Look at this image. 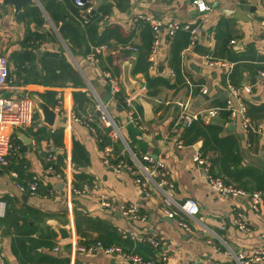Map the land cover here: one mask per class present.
Here are the masks:
<instances>
[{
    "label": "crops",
    "instance_id": "1",
    "mask_svg": "<svg viewBox=\"0 0 264 264\" xmlns=\"http://www.w3.org/2000/svg\"><path fill=\"white\" fill-rule=\"evenodd\" d=\"M206 1L213 9L201 13L192 0H90V12L77 8L74 0H34L16 13L14 6L4 5L2 0L0 55L7 57L10 67V82L4 94L38 98L57 113L54 125L50 126L36 106L32 125L1 128V135L11 137L20 149L18 156L8 157L7 165L0 164V202L4 203L3 214H0V249L5 264H129L122 257L106 255L102 250L92 253L74 250V243L90 246L96 242L120 245L146 259L156 258L158 250L150 243L124 238L121 231L159 238L170 264L199 261L238 264L235 253L264 248V192L257 189L253 183L256 179L251 175L237 181L238 170L233 163L239 156V170L264 171V134L243 130L240 119L231 121L227 113L208 123L198 120L206 125L221 126L220 137L238 138L240 151L234 150L229 160L223 162L224 156L219 150L205 147L206 137L198 126L178 125L177 131H173L180 112L222 106L230 94L227 84L231 83L235 63L232 62L234 67L229 72L228 68L207 65L204 60V56L211 55L231 62L214 55V51H218V26L235 40L234 44L231 40L228 43L234 55L250 51L251 56H264V25L237 10L239 6L250 5L264 14L262 0ZM138 13L151 14L164 21L200 23L205 33L202 36L201 32L198 41L200 51L196 50L198 43L194 47L190 44L183 47L180 80L170 61L172 47L176 42H179L177 45L184 43V33L164 41L152 56L155 62L151 61V42L147 55L149 74L168 78L171 83V86H160L154 95L146 87L145 74L133 72L139 48L145 42V25H148L142 22L136 29H130V22ZM83 16L88 18L87 23L83 22ZM101 40L107 49L96 63L88 59V45L92 49L95 42ZM28 50L34 51L35 57L23 62V53ZM192 64L196 68H192ZM161 65L165 66L163 72ZM250 65L253 72H258L264 62L257 60ZM25 66L28 71L44 75L49 72L48 82L26 83ZM53 70L58 79L52 78ZM126 70L137 86L132 94L125 82ZM103 71L111 72L118 80L121 89L118 97L122 94L123 99L129 95L134 98L139 123L130 119L128 111L115 106L111 90L102 77ZM249 71L244 67L237 71L242 75L238 85L254 84L253 92L246 94L248 115L253 122L264 125V82L257 78V72L253 75ZM203 89L207 92L203 93ZM99 101L109 105L122 138H114L111 128L101 123L95 109ZM144 154L168 166L172 187H167V191L174 202L183 203L189 198L197 201L199 210L194 216L181 211L176 218L166 216L162 208L163 190L151 184L142 192L129 171L114 170L120 160L133 163V156L140 159ZM195 154L206 158L211 165V175L226 184L262 192L260 210L255 212L246 198L222 195L212 188L203 168L194 162ZM51 156L55 160H49ZM52 164L62 177L49 169ZM223 168H229L231 176L224 173ZM34 175L40 180L39 193L31 195L20 191L17 184H26ZM93 179H97L98 184L90 193L76 194L70 189V181L81 187ZM244 182H248V187ZM49 190L53 195H49ZM103 198L114 199V207H103ZM121 203L136 204L146 218L132 220L119 210ZM172 208L177 209V206ZM239 211L247 217L250 232L236 227L234 217ZM180 219L189 224L190 231L179 225ZM60 227L68 229L69 238L62 239ZM56 246H60V250H55ZM251 264H264V261Z\"/></svg>",
    "mask_w": 264,
    "mask_h": 264
},
{
    "label": "built area",
    "instance_id": "2",
    "mask_svg": "<svg viewBox=\"0 0 264 264\" xmlns=\"http://www.w3.org/2000/svg\"><path fill=\"white\" fill-rule=\"evenodd\" d=\"M74 3L77 7L81 9H86L87 12L92 10V7L89 5L90 0H74ZM264 5V0H262ZM192 4L196 9L203 13L209 10H212V5H210L206 0H192ZM2 5V0H0V7ZM83 22L87 23L88 18L83 16ZM149 24L152 31V47H151V61H154L152 56H155L157 51L161 48L164 41L171 40L180 30H186L190 32V45L196 46L200 40V35L202 32V26L200 23L192 22H182L178 20H168L164 21L162 18L155 17L147 13H138L136 14L131 22L130 29L134 30L140 23ZM213 34V33H212ZM231 44L235 43V40H231ZM107 49L106 45L92 47L91 51L88 54V59L93 62L99 61V55ZM129 49L136 51L135 46H129ZM205 63L210 66H218L222 68H228V71H232L234 63L228 62L216 58L211 55L204 56ZM155 65H152L151 68L154 69ZM102 77L106 80L110 90L113 102L118 109L128 111L130 119L134 120L136 123H139L140 116L136 113L134 109V98L129 95L124 99H120L118 94L120 93V84L116 77L109 71H103ZM257 78L261 79L264 82V69L257 72ZM10 82V67L9 62L6 56L0 55V164L7 165L8 157H16L19 155V147L13 142L12 138H7L4 135H1V128L4 126H10L14 128H26L33 124L35 114H36V104L31 97H13L11 95L4 94V91L7 90L8 84ZM227 88L230 92L229 96L225 100L224 105L208 107L201 109L197 112H187L182 111L178 114L177 120L173 127V131H177V126L184 125L190 126L195 121L202 120L206 123L210 122L212 119L219 117L222 113H227L228 118L231 121L240 119L242 129L245 131H251L258 134H264V125L260 123H255L251 120L248 115V101L246 94L249 95L253 92L254 84L247 83L242 86H235L231 83L227 84ZM207 90L203 89V93H206ZM96 111L99 113V119L101 123L108 128H111L112 136L116 139L122 138L120 130L116 125L112 115L110 113V107L108 104L99 101L95 106ZM134 116V117H133ZM76 120L79 118L74 117ZM144 128L145 126L142 125ZM179 145L182 146V142H179ZM109 154V153H108ZM107 154V155H108ZM49 160H55L54 156H51ZM193 160L204 170L208 184L217 190L222 195H228L231 197H242L246 198L251 202V208L258 212L260 210V205L262 203L263 194L260 191H247L243 188L226 184L222 179L216 178L210 173L211 165L199 154H195ZM52 162V161H50ZM49 169L62 177V174L57 172L54 165H50ZM114 170L121 172L122 170L129 171L135 178L137 187L142 191L146 192L148 187L151 184H155L159 189L163 190L164 197L162 198V208L163 213L171 218H176L178 212L181 211L189 216H194L198 210L199 206L196 200L189 198L186 199L183 203L174 202L171 194L167 191V187H172L169 181L170 170L166 163L161 160L154 158L150 154H144L139 159L138 157L133 156V163H129L125 160H120L115 164ZM16 175V174H14ZM98 180L93 179L90 182H85L81 187H76L71 184L70 189L76 194L90 193L95 187H97ZM18 188L22 192L29 193L31 195H36L39 193L40 180L39 177L34 175L31 180L26 184H17ZM49 195H53V191L49 190ZM71 206V203L69 202ZM101 205L105 208H112L115 205V200H101ZM176 205L177 209H173L172 206ZM4 203L0 202V214H3ZM119 210L122 214L129 216L134 221L144 220L146 216L142 214L139 206L136 204H119ZM234 223L236 227L243 232H250V227L248 225L247 217L243 212H237L234 217ZM179 225L184 227L187 231H190L191 228L189 224L183 220H179ZM121 234L124 238H131L139 242H148L152 245L153 248L158 250L156 258L146 259L143 256L132 253L128 250H125L120 245H103L101 242H96L90 246L73 244L74 250L92 253L95 250H102L104 254L112 256L118 255L122 257L129 264H170L167 253L161 249V240L156 236L152 235L150 237H141L134 232L121 231ZM55 250H60V246H56ZM235 258L238 264H251L255 262L264 261V248L255 249L251 252L245 250H240L238 253H235ZM0 264H5L1 249H0ZM196 264H205V262L199 261Z\"/></svg>",
    "mask_w": 264,
    "mask_h": 264
},
{
    "label": "trees",
    "instance_id": "3",
    "mask_svg": "<svg viewBox=\"0 0 264 264\" xmlns=\"http://www.w3.org/2000/svg\"><path fill=\"white\" fill-rule=\"evenodd\" d=\"M75 4V3H74ZM77 7V6H76ZM79 8V7H77ZM92 20V17L88 23V25L90 24ZM149 25V24H148ZM146 26V37H145V42L144 44L141 46V48H139V52H138V56L136 58V62L133 68V72L134 73H138V72H143L146 76V87L148 88V91L151 95L156 94L159 91L160 86L163 85H167V86H171L170 80L168 78H163L161 76H157V77H152L149 74V70H148V66H149V62H148V51L149 48L151 46V42H152V31L151 28L148 26ZM180 33H184L185 35V40L184 43L177 45L178 43L176 42L175 45L172 47V55H171V67L173 68V70L176 73V76L178 78V80L181 79V60H182V56H181V52L183 47H186L188 44H190V32L186 31V30H180L177 34V36L181 35ZM81 39L84 41L85 37H81ZM221 39H223L221 41ZM232 39L231 34H224L223 31H221V27H217L216 29V40H217V47H218V51L215 50L214 51V55H220L222 57H225L227 59H229V61L234 62L235 63V67H234V71L233 74L230 76V82L235 85V86H239L238 85V81H240L242 79V75L238 74L237 71L240 70V68H249L253 75L256 74L257 70L255 72H253V65L250 64H254V61H262L264 62V56H260V57H256V56H251L249 55L250 51L245 53V54H236L234 55L231 52V49L228 48V43L229 41ZM182 41H183V37H182ZM104 40H101L100 42L97 41L95 42V46H100L103 45ZM35 46V44H33ZM88 52L91 51V46L88 45ZM146 47V48H145ZM217 49V48H216ZM196 50L200 51L199 49V43L196 46ZM35 57V52L32 50H28L25 51L23 53L22 56V61H32ZM243 63H249V64H245L243 65ZM44 69L47 67L45 64L42 66ZM264 69V67L262 68ZM23 71L26 73V78H25V82L26 83H30L32 81H36L39 83H47V78L50 75L49 72H45V75L43 72H37V71H33V70H29L26 68V66L24 67ZM18 76H21V73H18ZM38 78H41V80H39ZM52 78L54 79H58V75L55 73V70L52 71ZM198 90V89H197ZM52 94L53 93H49ZM119 97L121 99H123L122 94L119 95ZM195 126H198L201 130V133L206 137V142H205V147L209 146L215 150H219L224 158H223V162H227L229 160L230 157V153L233 152L234 150H236L237 152H239V146H238V138L237 137H220V132L222 130V127L219 125H214V124H204L202 121H196L193 124L190 125V128H193ZM105 139H109L108 136L104 137ZM211 142H215V145H210ZM104 143V142H103ZM74 162H76L75 157H74ZM77 163V162H76ZM233 163H235V167L238 171H236L235 177L237 179V181H241L243 176H248L251 175L256 179V183L255 181H253L254 185L256 184L257 189H260L264 192V171H258L255 169H240L239 170V165L241 164L240 161V157L236 156V158L234 159ZM224 173H228L230 174L229 168H223ZM260 173V174H259ZM226 175V174H225ZM231 176V174H230ZM248 182H244L243 185L245 187H248L247 185ZM77 186V185H76ZM123 237V236H122ZM109 246V245H106Z\"/></svg>",
    "mask_w": 264,
    "mask_h": 264
},
{
    "label": "water",
    "instance_id": "4",
    "mask_svg": "<svg viewBox=\"0 0 264 264\" xmlns=\"http://www.w3.org/2000/svg\"><path fill=\"white\" fill-rule=\"evenodd\" d=\"M34 0H3L4 5H12L15 8V12L18 13L22 7H24L26 4H31L33 3ZM239 11L245 12L248 14L253 20L256 22L263 24L264 25V14H260L257 12L256 6H250V5H245V6H239L238 9ZM94 13V11L92 12ZM90 16V15H89ZM205 33L202 32V36H204ZM192 68H196L195 64L191 65ZM199 67V66H198ZM165 66L161 65L160 70L163 72ZM125 82L129 88V92L132 94L136 91L137 86L136 84L131 80L128 71L126 70V76H125ZM36 102L37 108L42 112L43 114V120L45 123H47L50 126L54 125L57 113L45 102L42 100L35 98L34 99ZM60 233L62 239H67L69 238V232L67 228L60 227Z\"/></svg>",
    "mask_w": 264,
    "mask_h": 264
}]
</instances>
